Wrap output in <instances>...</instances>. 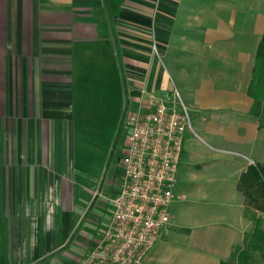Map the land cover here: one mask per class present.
<instances>
[{"label": "crops", "instance_id": "0c3cea01", "mask_svg": "<svg viewBox=\"0 0 264 264\" xmlns=\"http://www.w3.org/2000/svg\"><path fill=\"white\" fill-rule=\"evenodd\" d=\"M263 35L264 0H0V142L15 143L11 160L0 148V264H81L108 225L64 130L75 78L101 74L191 115L171 224L145 264L229 259L253 230L239 181L264 163L249 93Z\"/></svg>", "mask_w": 264, "mask_h": 264}, {"label": "built area", "instance_id": "2783aa9c", "mask_svg": "<svg viewBox=\"0 0 264 264\" xmlns=\"http://www.w3.org/2000/svg\"><path fill=\"white\" fill-rule=\"evenodd\" d=\"M131 126L119 190L109 198L112 217L81 264H145L171 224L190 112L143 90Z\"/></svg>", "mask_w": 264, "mask_h": 264}, {"label": "rangeland", "instance_id": "374dc122", "mask_svg": "<svg viewBox=\"0 0 264 264\" xmlns=\"http://www.w3.org/2000/svg\"><path fill=\"white\" fill-rule=\"evenodd\" d=\"M101 75L75 78L68 89L69 122L65 123L64 130L68 167L73 168L76 179L83 183L85 199L89 200L95 190L104 193L105 199L95 198L104 202L102 213L108 216L113 212V204L107 197L111 194L105 183L116 182L124 171L122 161L129 147L131 121L138 104L128 86L119 84L118 77ZM12 139L0 142L9 160L15 146Z\"/></svg>", "mask_w": 264, "mask_h": 264}, {"label": "trees", "instance_id": "16d2710c", "mask_svg": "<svg viewBox=\"0 0 264 264\" xmlns=\"http://www.w3.org/2000/svg\"><path fill=\"white\" fill-rule=\"evenodd\" d=\"M256 104L253 114L264 128V35L256 55L253 79L249 88ZM239 189L247 198L246 215L254 222L243 244L235 246L231 257L221 264H264V163H256L242 175Z\"/></svg>", "mask_w": 264, "mask_h": 264}]
</instances>
